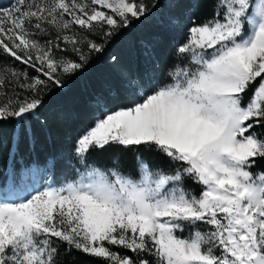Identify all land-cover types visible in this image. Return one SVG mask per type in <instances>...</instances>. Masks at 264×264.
Masks as SVG:
<instances>
[{"label":"snow or ice","instance_id":"snow-or-ice-1","mask_svg":"<svg viewBox=\"0 0 264 264\" xmlns=\"http://www.w3.org/2000/svg\"><path fill=\"white\" fill-rule=\"evenodd\" d=\"M212 5L211 17L189 18L164 80L151 88L130 81L125 106L96 101L94 125L75 142L84 166L77 178L29 184L36 165L9 166L0 187V264H66L75 253L100 264H264V170L253 171L264 161V0ZM155 7L156 0L0 7V122L16 121L10 157L22 139L34 147L31 119L45 98ZM110 149L133 153L135 176L119 167L121 151L111 168L87 164L90 152ZM153 153L165 160L154 163L146 155Z\"/></svg>","mask_w":264,"mask_h":264},{"label":"trees","instance_id":"trees-1","mask_svg":"<svg viewBox=\"0 0 264 264\" xmlns=\"http://www.w3.org/2000/svg\"><path fill=\"white\" fill-rule=\"evenodd\" d=\"M4 2L0 0V4ZM157 3L168 11L170 19L176 20V25H170L164 19L157 21L155 7L147 17L122 30L102 54L93 57L83 73L68 80L63 90L56 89L45 98L46 103L39 111V117L31 119L34 147L27 138L22 139L18 153L10 157L9 147L16 121L0 122V186L6 185V172L10 165H14L17 171L32 165L41 169L44 167L47 177L55 184L77 178L78 173L84 171V166L78 163L74 154L75 142L94 125L96 101L102 97L110 107L125 106L130 91L125 81L130 77L137 78L138 83L148 88L154 86L172 69L175 49L186 38L189 18L200 22L212 15V0H156V6ZM185 17L187 22L183 23ZM177 24L181 25L180 29H174ZM4 59L12 62L9 57ZM114 151L123 152L119 167L135 176L137 169L133 153L123 149L90 152L87 164L102 169L111 168ZM146 155L153 156L154 163L165 160L159 154ZM49 160L54 161V166L49 167ZM257 169L264 170V161H259L253 171ZM188 184L199 191L198 185L191 181ZM116 250L130 254L123 249ZM74 255L75 261L64 258L66 264H100L86 255Z\"/></svg>","mask_w":264,"mask_h":264},{"label":"rangeland","instance_id":"rangeland-1","mask_svg":"<svg viewBox=\"0 0 264 264\" xmlns=\"http://www.w3.org/2000/svg\"><path fill=\"white\" fill-rule=\"evenodd\" d=\"M14 3V0H5V2L3 3V4H0V7H8V6H10L11 4H13ZM158 4V3H157ZM156 8H157V15L155 14V18H156V20L157 21H160V20H166L167 21V23H170V25L171 24H173L174 26L176 25L175 23H176V20L175 19H170L169 18V15H168V11L167 10H164L163 9V7H161L160 6V4H158V6H156ZM162 15L164 16V17H162ZM185 22H187V19H186V17H185V19H184V21H183V23H185ZM183 23H182V26H183ZM180 26L181 25H179V24H177V26L176 27H174V29H180ZM152 56V55H151ZM153 57V56H152ZM146 61V60H145ZM147 62V61H146ZM149 65V64H148ZM150 66V65H149ZM151 67V66H150ZM166 78V75H164L162 78H161V80L160 81H162V80H164ZM133 80H135V81H137L138 82V80H137V78H135V77H130V78H128V79H126V84L128 85L129 84V82L130 81H133ZM157 83V82H156ZM155 85V84H154ZM40 169V171L39 172H37L36 173V175L32 178V179H30L29 181H28V183L29 184H32L33 182L36 184V185H41V184H46V183H48V182H51V183H53L51 180H50V178L49 177H47V172L44 170V167L41 169V168H39ZM55 184V183H54ZM57 186H59L60 184H56ZM0 187H3V186H0Z\"/></svg>","mask_w":264,"mask_h":264}]
</instances>
